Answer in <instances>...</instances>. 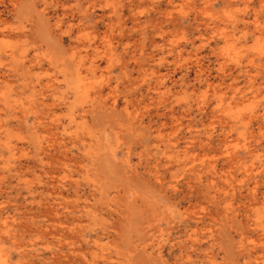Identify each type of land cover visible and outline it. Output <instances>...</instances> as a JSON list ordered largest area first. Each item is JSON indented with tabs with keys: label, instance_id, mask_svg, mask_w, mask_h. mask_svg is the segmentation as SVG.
<instances>
[{
	"label": "rangeland",
	"instance_id": "rangeland-1",
	"mask_svg": "<svg viewBox=\"0 0 264 264\" xmlns=\"http://www.w3.org/2000/svg\"><path fill=\"white\" fill-rule=\"evenodd\" d=\"M0 264H264V0H0Z\"/></svg>",
	"mask_w": 264,
	"mask_h": 264
},
{
	"label": "bare ground",
	"instance_id": "bare-ground-1",
	"mask_svg": "<svg viewBox=\"0 0 264 264\" xmlns=\"http://www.w3.org/2000/svg\"><path fill=\"white\" fill-rule=\"evenodd\" d=\"M88 85V84H87Z\"/></svg>",
	"mask_w": 264,
	"mask_h": 264
}]
</instances>
